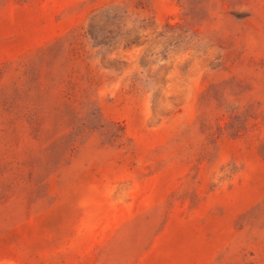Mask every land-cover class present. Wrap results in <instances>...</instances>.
Here are the masks:
<instances>
[{"label":"rangeland","instance_id":"rangeland-1","mask_svg":"<svg viewBox=\"0 0 264 264\" xmlns=\"http://www.w3.org/2000/svg\"><path fill=\"white\" fill-rule=\"evenodd\" d=\"M0 264H264V0H0Z\"/></svg>","mask_w":264,"mask_h":264}]
</instances>
